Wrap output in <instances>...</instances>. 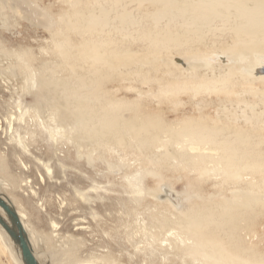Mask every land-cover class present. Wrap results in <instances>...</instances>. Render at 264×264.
I'll list each match as a JSON object with an SVG mask.
<instances>
[{"label": "bare ground", "instance_id": "obj_1", "mask_svg": "<svg viewBox=\"0 0 264 264\" xmlns=\"http://www.w3.org/2000/svg\"><path fill=\"white\" fill-rule=\"evenodd\" d=\"M43 1L0 0V35L10 28L17 30L21 21L48 34L39 49L40 57L30 48L8 49L0 43V87L9 93L7 101L0 98V129L4 124L15 150L21 172L18 189L32 202L35 212H25L0 194L16 210L38 264H44L37 256L40 251H48L50 264L82 262L69 256L72 250H66L67 242L59 236V223L50 216L46 200L29 179L33 170L39 184L71 189L75 200L95 220L99 215L96 204L117 187L110 179L116 177V168L123 183L120 187L136 202L146 195L158 199V192L149 193L145 188L146 172L157 168L185 170L198 182H211L219 193L228 191L213 209L199 207L183 213L172 209L169 221L143 226L142 235L152 244L163 239L166 251L178 250L189 264H264V254L242 245L251 237L264 243V237L254 230L249 236L247 231L248 223L254 227L253 221L264 212V76L242 71L251 69L258 55L264 53V0H49V9L41 5ZM130 47L136 53L176 52L187 58L204 47L224 56L227 64L217 61L216 69L205 72L203 78L200 74L202 80L191 91L188 87L192 94L222 93L226 98L219 99L223 112L219 109L209 122L201 116L198 122L187 119L165 126L152 121L153 117L146 118L149 115L125 116L132 103L116 99L117 94L101 96L99 91L109 74L126 79L122 55L130 53ZM243 56L248 60L241 64ZM107 60L114 67H109ZM192 63L186 67L189 77L196 78L202 64ZM177 83L170 90H157L166 97L176 95L184 88L183 83ZM86 84L92 87L91 92L81 91ZM236 87L238 91L233 90ZM230 89L235 91L234 99L229 98ZM196 102L193 104L199 110ZM38 142L47 147L50 155L46 159L41 150L31 151L30 143ZM107 156L117 158L119 165ZM130 167L135 171L128 172ZM100 177L110 181L104 185L98 181ZM81 181L89 184L83 188ZM229 182L231 188H227ZM2 185L9 189L4 181ZM57 200L62 212L66 202L59 196ZM0 214L6 219L1 209ZM34 215L37 226L30 228ZM0 256L10 259L8 264H24L20 250L1 226Z\"/></svg>", "mask_w": 264, "mask_h": 264}, {"label": "rangeland", "instance_id": "obj_2", "mask_svg": "<svg viewBox=\"0 0 264 264\" xmlns=\"http://www.w3.org/2000/svg\"><path fill=\"white\" fill-rule=\"evenodd\" d=\"M41 5L48 9L50 8V6H52L49 0H44ZM52 11L53 14H56L58 12L56 7H54ZM8 14L9 12H6V17L8 16ZM10 29L11 30L9 32L7 31L3 32V34L0 35V40H1L0 43H2L3 45L5 44L8 49L12 47L20 48L22 46L24 48H30L31 50H33L36 57H40L39 49L40 47L41 48L44 47V41L48 39L47 32H45L43 29L40 28L36 30L31 29V27L26 22L23 21L20 22V25L17 30L13 28ZM127 49L130 50L131 54L126 53L125 55H122L123 57L122 61L127 66L126 69L124 70V75L126 79H122L121 75L119 76L117 74L114 75L109 74L107 75L108 77L105 76L106 78L103 80V82H101V84L103 83L102 86L103 88H101V90L99 91L101 96H110V95L113 96L117 94L116 99L119 100L121 99L126 103L128 102L130 104L132 103L131 109L124 114L125 116L129 115L130 117H134L137 115V116L146 117L147 115H149L146 118L149 117L150 119L153 117L152 121L158 122L159 124L165 126L171 123L176 124L179 121L181 122V120L184 121L187 119L198 122L199 121L198 118H200L201 116L204 117L203 118L204 120L208 118V120L205 121L209 122L211 119L216 118V113L219 109L220 112H223L221 106L219 105V102L226 98L224 95H221L222 93L219 94L209 93L207 95L206 93L192 94V92H189L188 89L190 88L189 90L191 91V89L194 87L193 85L199 82L200 79L199 77H201L199 76L200 74L202 75L201 78H203L205 76L204 75L205 72H210L213 68L216 69L217 61L225 62L227 64L226 58L224 56L215 54L216 52L213 53L214 51L211 50V48H204V47H198L194 52V54L196 55L193 54L190 58H187V55L185 54L184 55L178 54L176 52L175 53L163 52L161 54L159 53L156 54L153 52L136 53V50L132 47ZM262 54L264 53L258 55V58L254 60L253 67L251 69L248 70L243 68L242 71L248 73L249 76L252 75L264 76V55ZM132 57L134 59H132ZM38 59L44 60L42 58H38ZM247 60H248L247 57L243 56L240 60V63L243 64ZM186 62L187 63L193 62L192 64H197V65L202 64V68L199 69L200 71L197 70L196 72L197 75L196 78L189 77L190 73H188L189 70L186 67L187 66ZM106 63L109 67H114V65H112V62L107 60ZM142 64H144V67H141ZM146 64L148 65V67H146L147 66ZM131 69L134 70L132 73L130 72L132 71ZM205 69H208V71H205ZM142 72H144L143 76H142ZM176 74L178 75L176 76ZM150 76L152 77L153 81H151V78H149ZM140 77H144V78L140 79ZM174 79H176L177 81ZM201 80L202 79H200V81ZM148 81L151 82L149 83ZM175 81L180 82L181 84L183 83L182 85H184V88L180 93H177L176 95L169 94V96L166 97L163 92H159L167 89L170 90V86L173 87L176 85ZM187 81H189V83ZM172 83L173 85H171ZM140 86H142V88ZM1 88L2 87H0V98L2 100L7 101L9 99V93L5 89L3 88L1 89ZM117 90L120 93H118ZM126 90H129L130 92ZM233 90L238 91L239 88L236 87ZM81 91L85 93L91 92L92 87L86 84L84 85L83 89H81ZM115 91L116 93H114ZM184 91L185 92L187 91L186 94L184 93ZM235 91H232V89L228 91L229 98L234 99L233 95ZM139 93L141 94L140 96L141 102L139 101V99L138 101H136V99L139 98L138 97ZM169 97H171L172 99ZM133 99H135L134 102ZM25 100L29 103L31 102V99L26 96H25ZM70 101H74V100L72 99ZM170 102L171 104H169ZM195 102L199 104L200 106L199 110L193 104ZM135 112L137 114H135ZM4 126H5L4 124H1V128L3 130L0 129V193L2 192V194L8 196L9 199L12 200V202H14V204H16L17 207L20 208L21 205L23 209L25 208V212L34 213L35 212L33 209L34 205L32 204V202L30 203V201H27L26 197H24L18 189L21 179L20 167L16 163V159L14 158L15 150L13 148V144L10 143V141L8 140L10 137L8 131L4 129L5 128ZM30 145H31L30 147L33 149V150L31 149L33 153L36 152V150L37 151L41 150V153L43 155L42 157L44 159H46L50 155L47 154L48 152L47 147L41 144L40 142H38L35 145L30 143ZM107 159H109L110 161L112 160L116 161L117 163L116 162L114 163L116 165H119L118 164L119 160L117 158H110V156L109 157L107 156ZM27 162L31 164L30 161L27 160ZM134 171L135 168L132 167L128 168V172H134ZM113 172L114 175L116 174V177L114 178L110 176L109 177L111 181H114L117 184V187L113 189L114 191L113 190L109 191V193L105 195V199L103 201H98V203L96 204L95 211L96 214L97 213L99 214L95 219L96 221L91 217L90 212L86 208L84 210L83 205H81V203L78 202L77 199L75 200L71 189H69L67 186L65 187V185H62V186L53 187L49 183H47L46 186H43L39 184L38 181H36L37 174L35 170H33V172L30 174V176L31 175L32 176L29 177V179L33 181L34 188L35 187L36 189L38 188L40 197L46 200L47 210L50 216L52 215L53 217L52 216L51 217L56 219L57 222L59 223V229H60L59 236L63 240H66L68 246L66 250H72V252L69 251V256L72 255L76 262L77 261L82 262V264L90 261L93 262L97 261L100 264H107V263L111 264L113 262L116 264H189V260L187 258L185 259L182 255H180V252L178 250L177 251L172 250L173 252H171V250L166 251L165 249L166 244L164 243L162 244L163 239H159L158 243L152 244L151 240L148 241L142 235L143 233L141 231V228L143 226H148V225L150 226V224L151 226L155 225L157 224V222H159L158 223L159 225H162L164 222L169 221L170 219L169 211H172V209L177 210L178 212L181 211L182 213L187 212L188 210L191 209H197L199 207L206 209L207 208L213 209L214 206L221 204L220 202H222L226 198L225 195L228 194V191L225 193L222 192L219 193L217 189L215 190L212 188L211 182H205V181L198 182L196 180L197 179L196 176L193 173L186 172L185 170H180V171L162 170L160 168H157L155 171H153V173L146 172L145 188L149 193L158 192L159 194L158 199L154 200L153 198L151 199L149 195H146L145 197L142 198L140 202L139 201L136 202L132 199L130 195L124 192L123 188L120 187V185L123 183H122V179L119 178L120 176H119V171L117 172V168L113 170ZM100 178H98V181L100 183H103L104 185H107L108 181H110V179L107 181L106 178L103 179ZM3 181L7 184L8 186L7 188L9 189L4 188V185H2ZM87 182L88 181H83V182L81 181L80 186L85 188L89 184ZM162 187L167 191L168 188H170L171 193L173 192L174 195L179 196L178 205H174L169 199L164 197V192L162 191ZM231 187H232L231 183L228 184L227 188H231ZM58 196L66 202L65 203L66 205L64 206L62 212L58 210V200H57ZM185 198L186 201L183 200ZM73 202H75V204ZM188 206H190V208ZM263 214L264 212L262 213V217L257 218L256 220L253 221L254 227H251L252 222L248 223V225H250V227L247 228V231L249 230L248 231L249 236H251L250 235L251 231L254 230L256 234L259 235V237H264ZM29 225L30 228L31 226L32 227L37 226V219L35 215L30 219ZM43 227L45 231H47V223H44ZM132 232L134 233V235L130 234ZM159 238L162 237L159 236ZM252 239H253L252 237L249 240L247 239L244 242L248 241L247 242L248 244L243 242L242 245L244 247L250 248L251 250L255 248L253 251L258 252L260 254H264V247H263L264 243L262 242L259 243V241H255ZM6 243L7 245H9L7 239H6ZM56 245L58 247L60 246L59 241L56 243ZM155 248L157 250H155ZM15 251L13 250L12 252ZM47 252L48 251L45 252L40 251L37 253L38 258H40L39 260L44 264H50L49 254ZM162 254L164 255V257ZM14 256L16 257V255ZM103 258L104 261L102 260ZM9 262L11 263L10 259L7 260L5 257L0 256V264H8Z\"/></svg>", "mask_w": 264, "mask_h": 264}, {"label": "water", "instance_id": "obj_3", "mask_svg": "<svg viewBox=\"0 0 264 264\" xmlns=\"http://www.w3.org/2000/svg\"><path fill=\"white\" fill-rule=\"evenodd\" d=\"M162 191L164 192V197L169 199L174 205H178V197L163 187ZM0 209L6 217V219H4V217L0 214V226L20 250L23 263L38 264L16 210L2 194H0Z\"/></svg>", "mask_w": 264, "mask_h": 264}]
</instances>
